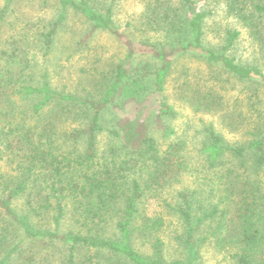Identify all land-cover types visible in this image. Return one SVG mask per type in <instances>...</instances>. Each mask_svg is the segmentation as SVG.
<instances>
[{
    "label": "trees",
    "instance_id": "trees-1",
    "mask_svg": "<svg viewBox=\"0 0 264 264\" xmlns=\"http://www.w3.org/2000/svg\"><path fill=\"white\" fill-rule=\"evenodd\" d=\"M136 1L133 37L115 26L116 0L102 10L101 0H44L57 7L52 21L20 22L16 0L0 8V165L9 168L0 174V264H50L48 249L59 264H200L204 247L230 264H264V72L228 55L239 31L227 30L219 49L204 45L210 8L264 46V0ZM69 10L90 23L89 36L108 31L126 50L98 100L59 92L45 69L34 75ZM193 54L241 84L233 107L244 109L246 136L230 144L205 129L199 191L182 184L193 170L166 98L174 65ZM172 228L183 260L165 258Z\"/></svg>",
    "mask_w": 264,
    "mask_h": 264
},
{
    "label": "rangeland",
    "instance_id": "rangeland-1",
    "mask_svg": "<svg viewBox=\"0 0 264 264\" xmlns=\"http://www.w3.org/2000/svg\"><path fill=\"white\" fill-rule=\"evenodd\" d=\"M4 2L5 0H0V8ZM101 2L102 10L110 0H101ZM14 8L20 22L38 19L52 21L57 15V7L45 4L44 0H16ZM141 10L142 7L136 0H116L113 14L115 26L131 37L136 36L133 27ZM206 12L208 14L204 36L206 48L219 49L227 30L239 31L240 37L228 55L243 66H260L264 72V46L252 41L245 29L232 19L225 18L221 11L208 8ZM90 31V23L77 12L69 10L65 24L55 37L50 55L46 59H39L35 78L40 77L45 69L53 88L59 92L100 99L110 82L108 75L124 59L126 50L108 31L97 30L89 36ZM135 63L156 67V64L147 57H139ZM241 90V84L224 75L217 68L208 66L197 55L183 56L174 65L166 85V98L174 107L175 115L168 122L174 129L175 137L184 142L188 164L193 171L190 172V176L182 178V184L191 190L199 191L202 188L201 182L196 177L202 176L197 173L203 174L200 149L207 127H212L230 144L242 145L246 142L244 123L239 114L244 109L233 107L235 98ZM204 98L210 106L206 105ZM260 99L264 105V90L260 92ZM134 113L130 110V118H135ZM106 115L108 119V113ZM8 170L9 168L4 164L0 165V174ZM180 186L173 184V188L168 192ZM202 190L204 191L205 188L203 187ZM205 197H207L205 192L200 194L201 200ZM146 209L151 212L156 210L157 206L149 202ZM70 228L71 225L65 221L59 231L64 232ZM172 230L174 228L168 229L162 235L165 241V258L168 261L183 260L184 255L176 251L173 243ZM109 232L112 234L111 230ZM140 243L136 242L138 246H141ZM141 249L144 250V247ZM34 250L47 252L42 246H36ZM48 250L51 254L50 264H59L62 254L56 250ZM198 256L200 259L197 260L200 264H230L212 247H204Z\"/></svg>",
    "mask_w": 264,
    "mask_h": 264
}]
</instances>
